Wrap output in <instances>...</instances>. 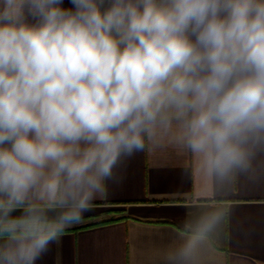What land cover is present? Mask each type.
<instances>
[{"label":"clouds","instance_id":"1","mask_svg":"<svg viewBox=\"0 0 264 264\" xmlns=\"http://www.w3.org/2000/svg\"><path fill=\"white\" fill-rule=\"evenodd\" d=\"M0 0V264H36L139 154L264 178V0ZM221 210L164 264H202Z\"/></svg>","mask_w":264,"mask_h":264},{"label":"crops","instance_id":"2","mask_svg":"<svg viewBox=\"0 0 264 264\" xmlns=\"http://www.w3.org/2000/svg\"><path fill=\"white\" fill-rule=\"evenodd\" d=\"M63 6L71 7L70 0ZM185 166L171 149L137 155L122 186L95 201L82 223L122 218L69 228L36 264H164L159 253L181 238L177 229L215 209L224 220L202 264H264V178L214 186L195 172L191 180L182 176Z\"/></svg>","mask_w":264,"mask_h":264},{"label":"trees","instance_id":"3","mask_svg":"<svg viewBox=\"0 0 264 264\" xmlns=\"http://www.w3.org/2000/svg\"><path fill=\"white\" fill-rule=\"evenodd\" d=\"M121 218L122 217H110V218H106V219L96 220V221H93V222H90V223H86V224L80 223V224H77V225L73 226V228L75 229V228L94 226V225H98V224H103V223L115 221V220H118V219H121Z\"/></svg>","mask_w":264,"mask_h":264}]
</instances>
